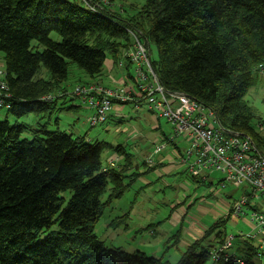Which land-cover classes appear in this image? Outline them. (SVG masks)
<instances>
[{
    "label": "trees",
    "instance_id": "trees-1",
    "mask_svg": "<svg viewBox=\"0 0 264 264\" xmlns=\"http://www.w3.org/2000/svg\"><path fill=\"white\" fill-rule=\"evenodd\" d=\"M125 12L100 14L80 0H0V52L11 102L7 112L17 119L51 114L66 95L51 102L41 98L66 91L69 63L91 77L102 74L107 53L119 66L132 43L124 27L133 26L155 45L152 68L167 89L213 109L224 128L251 136L264 151V135L254 124L258 111L246 100L264 68V0H146L134 13ZM51 32L61 40H52ZM123 61V69L132 66ZM41 66L48 79L36 78ZM26 131L32 139L22 138ZM105 150L120 157L116 166H103ZM132 163L133 155L120 144L0 120V264H255L254 255L264 256V249L249 245L241 256L226 250L211 258L209 251L228 235L231 214L217 218L176 263L106 248L94 228L128 188L124 179ZM143 164L147 171L160 166ZM67 190L72 195L63 206L60 194ZM55 223L56 232L38 237ZM210 236L215 244L205 245Z\"/></svg>",
    "mask_w": 264,
    "mask_h": 264
},
{
    "label": "rangeland",
    "instance_id": "rangeland-1",
    "mask_svg": "<svg viewBox=\"0 0 264 264\" xmlns=\"http://www.w3.org/2000/svg\"><path fill=\"white\" fill-rule=\"evenodd\" d=\"M145 1L115 0L113 2L116 8L123 9V15L126 16L125 9L134 13L141 8ZM50 38L55 41L61 40L56 32H51ZM36 44V41L32 42L33 46ZM149 47L150 56L152 59H156L155 45L150 42ZM110 58V54L107 53L106 60ZM2 64L3 54L0 52V65ZM127 73L134 75V67L123 69L115 66L112 71H109L107 63H105L102 74L91 77L75 63L70 62L67 79L63 82L68 94L65 99H58L55 111L47 115L30 113L17 119L8 113L6 108H1L0 120L7 119L11 125L15 124V121H19L28 124L32 129L44 126L48 131L58 129L75 136L83 135L89 141L102 140L112 145H123L125 150L133 155L132 167L126 171L124 179L129 185L121 197L113 200L111 205L105 208L95 225L94 233L106 248L121 249L129 254L140 251L148 257L163 258L170 263H176L186 248L183 245L186 236L183 233H177L179 227L172 221L176 209L181 215L185 214L189 224L201 219L209 227L218 218L215 216L216 214L222 215V210L224 213L226 212L225 215L228 213L229 205L241 196L242 191L228 185L226 188L220 187V190H218V186H215L213 187L214 191L211 192L202 183L190 181L183 174L184 171L187 172L186 164L179 163L173 156L174 147L170 144L166 145L159 154H155V146L163 143L162 139H165L163 136L172 135V131L170 124L165 119L155 120L144 106L136 108L132 103H126L117 111L116 108L110 110L106 120L95 126H91L87 122L86 118L93 111L73 96L74 88L86 83L114 87L117 86L118 81L116 80L121 81L122 77V80L131 79ZM259 74L257 83L248 90L246 100L257 109L258 118L254 120V124L258 132L264 135V69ZM36 78L48 79V70L41 66ZM113 78L115 80H112ZM56 119H58L57 122ZM32 137L30 131H26L22 135V138L32 139ZM175 143L181 150L187 148V143L183 139L177 138ZM115 155L116 153L105 150L101 157L103 166H108V159ZM166 155L168 156L164 159L163 157ZM148 158L153 159L152 165L146 164L148 168L157 167L156 163L161 158L166 160V163L170 162L171 167L169 169L157 167L147 171L143 163ZM161 161L163 160L161 159ZM134 172H138V175H132ZM211 178L215 179L212 185H216L217 180L222 178V174L214 171ZM218 192L219 194H216ZM108 193L109 191L102 196L103 201L107 199ZM71 195L72 192L69 190L60 194L65 199L63 206ZM205 207L212 208L213 211ZM250 214L251 209L249 208L239 217L231 216L225 225L228 235H239L240 232L254 234L255 231L249 221ZM57 230L58 224L55 223L51 228L40 232L38 237L43 239ZM176 234H178V238L174 237ZM234 239L233 246L227 250L229 253L237 251L239 241L247 242L255 247L260 243L259 237H254L251 240L246 239V241L239 236ZM209 240L212 238L208 239L205 245ZM252 260L255 264H264V256L254 255Z\"/></svg>",
    "mask_w": 264,
    "mask_h": 264
},
{
    "label": "built area",
    "instance_id": "built-area-1",
    "mask_svg": "<svg viewBox=\"0 0 264 264\" xmlns=\"http://www.w3.org/2000/svg\"><path fill=\"white\" fill-rule=\"evenodd\" d=\"M87 8L97 13L107 15H123L122 8H116L111 0H80ZM132 43L124 49L122 59L128 60L134 67V75L128 80L117 82V86L107 87L102 84L77 85L73 96L93 111L86 120L95 126L106 120L113 108L120 109L123 104L132 103L138 108L144 106L149 113L159 121L165 119L170 124L172 135L165 136L164 142L155 146L154 153H160L168 144L175 143L177 138L187 143L182 151L175 147L173 156L179 163L186 164L188 174L196 176L201 183L213 192L215 186L220 190L228 185L240 189L241 196L230 206L228 213L239 217L251 209L249 221L254 234L239 233L242 237L260 238L257 247L264 249V151L259 149L251 136L224 128L213 109L207 107L195 98L181 91L167 89L159 80L151 66L149 42L142 32L133 27L125 26ZM123 60L119 67H123ZM264 69L260 67V71ZM6 71L0 65V109L9 108L10 97ZM67 91L47 94L41 99L51 102L57 97L67 95ZM176 144V143H175ZM120 157L115 155L108 159V166H116ZM147 164H153L148 158ZM178 164L177 162H175ZM214 171L222 174L216 185L211 175ZM217 190V191H218ZM219 193V192H218ZM216 193V194H218ZM234 235H227L222 245H216L209 251L212 259H217L221 253L230 249ZM259 255V254H258ZM237 261H241L236 258Z\"/></svg>",
    "mask_w": 264,
    "mask_h": 264
},
{
    "label": "crops",
    "instance_id": "crops-1",
    "mask_svg": "<svg viewBox=\"0 0 264 264\" xmlns=\"http://www.w3.org/2000/svg\"><path fill=\"white\" fill-rule=\"evenodd\" d=\"M105 63H107V66H108V70L109 71H112L114 69V67L116 65H113V62L111 59L109 60H105ZM105 67V65H104ZM260 75V74H259ZM123 79V77L121 78V80ZM112 80H115L114 78ZM116 81H119V80H116ZM121 109V108H120ZM117 111V110H116ZM177 147L178 150L182 151L178 144L176 143L175 145ZM159 154V153H158ZM168 155H166L165 157H163L164 159H166ZM163 158H161L163 161H161V159L156 163V165H160L158 167H161V168H164V169H169L171 167V164L170 162L169 163H166V160H164ZM146 162V160H145ZM200 184V183H199ZM219 194V193H218ZM206 209H210L211 211L212 208H208V207H205ZM222 215H219V214H216L215 216H217L218 218L221 217V216H225V213L224 211L222 210ZM173 223L176 224V226L179 227V231L180 233H183L185 239L183 241V245L187 248L189 244H191L193 241L195 240H198L200 238L203 237L206 229L208 228L206 226V224L204 222H202L203 220L200 219V221L198 222H193L191 224H189V222L187 221V218H185L186 216H184V214L181 215L180 212H177V209H176V212L173 214ZM227 215V214H226ZM170 220L172 218H169ZM217 220V219H216ZM186 225V226H185ZM212 238V240H209L208 243H213L215 244V239H214V236H210L209 239ZM241 242V243H240ZM180 243V242H179ZM250 244H247V242H243L242 241H239L238 242V245H237V248L236 250L237 251H233L232 254H236V255H243L244 251H245V248L246 246H249ZM185 248V249H186Z\"/></svg>",
    "mask_w": 264,
    "mask_h": 264
}]
</instances>
